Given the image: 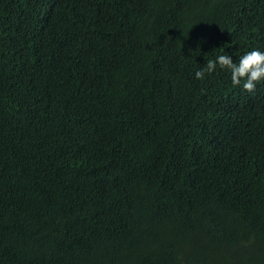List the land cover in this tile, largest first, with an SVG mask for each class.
Here are the masks:
<instances>
[{"label": "trees", "instance_id": "1", "mask_svg": "<svg viewBox=\"0 0 264 264\" xmlns=\"http://www.w3.org/2000/svg\"><path fill=\"white\" fill-rule=\"evenodd\" d=\"M264 0H0V264H264Z\"/></svg>", "mask_w": 264, "mask_h": 264}, {"label": "clouds", "instance_id": "2", "mask_svg": "<svg viewBox=\"0 0 264 264\" xmlns=\"http://www.w3.org/2000/svg\"><path fill=\"white\" fill-rule=\"evenodd\" d=\"M217 66L230 71L233 85L251 93L257 83L264 80V51L253 49L239 57L238 63H234L231 56L219 55L215 61H207L206 69L196 71V79L203 80L205 72L211 74Z\"/></svg>", "mask_w": 264, "mask_h": 264}]
</instances>
